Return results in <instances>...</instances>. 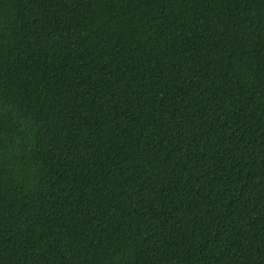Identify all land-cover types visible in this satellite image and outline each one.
<instances>
[{
	"label": "trees",
	"instance_id": "trees-1",
	"mask_svg": "<svg viewBox=\"0 0 264 264\" xmlns=\"http://www.w3.org/2000/svg\"><path fill=\"white\" fill-rule=\"evenodd\" d=\"M0 264H264V0H0Z\"/></svg>",
	"mask_w": 264,
	"mask_h": 264
}]
</instances>
